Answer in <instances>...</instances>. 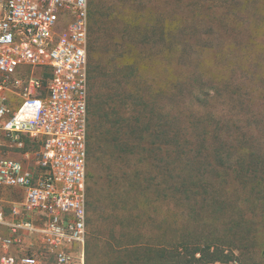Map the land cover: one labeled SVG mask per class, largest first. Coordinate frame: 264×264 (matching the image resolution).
I'll return each mask as SVG.
<instances>
[{
    "label": "rangeland",
    "instance_id": "1",
    "mask_svg": "<svg viewBox=\"0 0 264 264\" xmlns=\"http://www.w3.org/2000/svg\"><path fill=\"white\" fill-rule=\"evenodd\" d=\"M87 36L88 97L116 111L86 158L84 264H264V174L243 156L264 159V0H88Z\"/></svg>",
    "mask_w": 264,
    "mask_h": 264
},
{
    "label": "built area",
    "instance_id": "2",
    "mask_svg": "<svg viewBox=\"0 0 264 264\" xmlns=\"http://www.w3.org/2000/svg\"><path fill=\"white\" fill-rule=\"evenodd\" d=\"M87 33L88 0H0V264H84Z\"/></svg>",
    "mask_w": 264,
    "mask_h": 264
},
{
    "label": "trees",
    "instance_id": "3",
    "mask_svg": "<svg viewBox=\"0 0 264 264\" xmlns=\"http://www.w3.org/2000/svg\"><path fill=\"white\" fill-rule=\"evenodd\" d=\"M92 15H93V12H92ZM93 73H94V70L90 69V74L88 72V75H87L88 79L90 78L92 80V87H93V80L95 78V75H93ZM106 95H107V98L101 102V104H103V105H101V107L99 109H98V104L96 103L95 100H93L94 99L93 94H90V96L88 97L87 113L89 114V116H88L89 124L87 125V134H86L87 154H88V150L89 149L91 150L92 141L95 138L96 134H98L99 136L100 135L108 136L109 140H110V136L112 134V131L110 128L113 125L112 117H113V115H115L114 111H116V109H115L116 107L112 103H110V101L108 99L109 93ZM97 118H100L102 120V128L96 132ZM110 122H111V124H110ZM206 127H208V126H206ZM148 129H149V126H148ZM149 130H150V133L148 136V139H150V140H148L149 142H151L152 136L153 137L163 136V137H161L160 140H162L163 143H165V144H169L168 142H170V137H168V134L165 131L161 132L160 130H162V129H159L156 127H154V128L150 127ZM197 138H199V137H197ZM208 138H211V132L209 131V129L208 130L204 129V133L201 136V138L196 140L197 144L200 145L202 142H207L209 140ZM111 140L114 142V144H117V143L119 144L117 137L113 136ZM148 141H146V142L149 145ZM182 141H184L186 143L190 142V140L186 137L181 139V134H180V137L177 136V138L176 137L174 138V143L178 144V147L184 146V145H182ZM141 146H143V145L141 144ZM243 148H244L243 152L247 151L245 154H243V156H245V158H247V162H246L247 167H245V170H246L245 175H247L248 177L250 175L259 177L260 174H264V159L263 158L261 159V156H259V154L256 151H252L248 147H243ZM144 149H147V147L145 146ZM239 150H241V149H239ZM222 158L223 157H221V156L219 157V162L222 163L221 165H224V168L226 170L228 169V170L234 171L235 168L233 166L235 164H231L229 162L230 160L228 162H225V158H223L224 160ZM239 158H240V155H239ZM245 158L243 157L242 160L243 159L245 160ZM236 165L238 166V164H236ZM107 166H108L107 169H109L110 166L109 165H107ZM236 170H238V169H236ZM255 182H256V185L257 184L259 185L260 183H262L263 184L262 188L264 189V182L261 181V178L259 179V181H255ZM180 184L185 185L184 181H181ZM85 242H86V239H85ZM155 251L160 252L159 254H164V252H165V250H163V249H156ZM148 253H149V251H148ZM144 257H145V255H144ZM182 264H189V263L186 260Z\"/></svg>",
    "mask_w": 264,
    "mask_h": 264
},
{
    "label": "crops",
    "instance_id": "4",
    "mask_svg": "<svg viewBox=\"0 0 264 264\" xmlns=\"http://www.w3.org/2000/svg\"><path fill=\"white\" fill-rule=\"evenodd\" d=\"M15 156H18L16 154H14ZM15 190H22L21 188L16 187ZM6 214H8V212H6ZM8 233V229L6 226H0V235H6ZM30 248H35L38 249L39 245L35 244V245H31L29 240H24V243L22 244V246L20 248H15V247H10L8 249V251L14 255H21L23 253L26 252L27 249ZM1 247H0V254H1ZM38 251V256L40 257V259L42 260V264H51V260L53 259L52 257H50L48 254L44 253L43 250H37ZM48 255V257H47Z\"/></svg>",
    "mask_w": 264,
    "mask_h": 264
}]
</instances>
